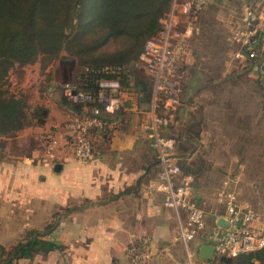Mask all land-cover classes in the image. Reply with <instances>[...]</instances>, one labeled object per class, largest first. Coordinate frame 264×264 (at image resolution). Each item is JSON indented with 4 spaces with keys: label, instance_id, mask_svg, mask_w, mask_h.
Wrapping results in <instances>:
<instances>
[{
    "label": "crops",
    "instance_id": "obj_1",
    "mask_svg": "<svg viewBox=\"0 0 264 264\" xmlns=\"http://www.w3.org/2000/svg\"><path fill=\"white\" fill-rule=\"evenodd\" d=\"M190 51L191 45L175 77L180 104L161 133L178 141L177 161L194 175L190 200L206 211L205 229L188 245L198 264L214 259H201L199 252L222 232L217 221L226 210L219 196L233 191L240 204L253 209L247 193L255 185L246 183V157L248 136L263 113L264 93L256 76L238 61L230 64L235 69L230 77L186 78ZM49 65L50 98L35 104L48 110L44 121L34 119L15 134L0 136V245L10 250L32 230L45 232L55 222L43 238L56 246L10 264H129L127 249L144 238L149 264H186L183 245L176 240V217L157 190L158 151L146 135L152 93L143 94L134 80L136 69L149 77V85L153 75L138 61L132 65L134 87L124 88L121 111L101 113L117 126L93 132V156L79 160L71 149L74 113L62 105L63 80L54 76L63 65ZM51 130L59 144L45 160V135Z\"/></svg>",
    "mask_w": 264,
    "mask_h": 264
},
{
    "label": "built area",
    "instance_id": "obj_2",
    "mask_svg": "<svg viewBox=\"0 0 264 264\" xmlns=\"http://www.w3.org/2000/svg\"><path fill=\"white\" fill-rule=\"evenodd\" d=\"M210 0H172L161 28L148 38L138 55V63L153 75L151 122L146 125L149 146L158 151L159 169L156 172L157 190L163 193V205L174 212L177 223L176 240L184 248L186 264H194L189 243L204 229L206 211L190 200L194 175L184 170L175 156V139L161 133L173 120L180 104L179 89L175 82L178 65L189 53L193 24L197 15ZM240 3L241 17L234 25L227 39L234 50L232 58L248 69L257 78L264 93V3L255 7L248 0H232ZM106 73L115 74L117 68L104 67ZM129 87H123L115 77L101 78L95 82V90L80 85L74 79L59 84L74 101L91 103L88 114L74 116L70 121L71 149L79 160H89L93 156L92 132L103 133L117 126V121L106 119L102 111L122 109L121 94L124 88L134 87L129 75ZM59 136L55 131L45 135V160L54 156ZM219 203L225 206L224 220L227 223L222 232L216 234L212 244L216 256L235 258L242 254L264 248V217L256 213L249 204H240L235 192L220 195ZM129 264H149L151 254L148 241L142 239L138 245L127 249Z\"/></svg>",
    "mask_w": 264,
    "mask_h": 264
},
{
    "label": "trees",
    "instance_id": "obj_3",
    "mask_svg": "<svg viewBox=\"0 0 264 264\" xmlns=\"http://www.w3.org/2000/svg\"><path fill=\"white\" fill-rule=\"evenodd\" d=\"M171 2L0 0V136L13 135L33 124L34 119L41 124L48 111L41 105L30 108L23 94L9 88V76L14 68L38 61L44 69L68 56L78 67V81L86 89L94 91L97 80L109 77L118 78L123 87H129L128 76L134 75L135 69L132 65L137 62L144 42L160 30L161 19ZM107 66L117 68V72L106 73ZM134 76L136 86L148 96L151 85ZM59 89L63 94L62 105L73 116L89 113L91 103L74 101ZM54 225L55 222L47 224L45 232L32 230L29 238L10 250L0 245V264L52 250L56 244L43 235ZM213 260L222 264H264V248L235 258L216 256Z\"/></svg>",
    "mask_w": 264,
    "mask_h": 264
},
{
    "label": "rangeland",
    "instance_id": "obj_4",
    "mask_svg": "<svg viewBox=\"0 0 264 264\" xmlns=\"http://www.w3.org/2000/svg\"><path fill=\"white\" fill-rule=\"evenodd\" d=\"M261 3H264V0H250L253 6L262 5ZM242 8L240 3L232 0H210L192 21L194 30L186 78L198 77L199 81H206V79H218L232 75L235 69L230 64L235 61L232 58L235 47L227 39L241 17ZM58 62L62 63L63 69L54 76L63 81L74 79L78 67L75 66L73 60L68 56H63L55 63L58 65ZM49 66L42 69L40 62L37 61L22 68L16 67L10 73L9 88L23 94L30 108H33L36 102H43L44 99L50 98L49 93L52 91L48 89ZM135 72L137 77L149 84V77L143 71L136 69ZM248 140L250 147H248L249 156L246 157L248 159L246 183L251 182L250 184L255 187L249 191L250 194L247 193V198L252 200L253 209L261 215L264 214V109L258 123L250 132ZM177 142L176 140L175 146ZM195 258L193 255V260ZM197 263L222 264L217 260L210 263L198 260Z\"/></svg>",
    "mask_w": 264,
    "mask_h": 264
},
{
    "label": "water",
    "instance_id": "obj_5",
    "mask_svg": "<svg viewBox=\"0 0 264 264\" xmlns=\"http://www.w3.org/2000/svg\"><path fill=\"white\" fill-rule=\"evenodd\" d=\"M217 224L223 228L227 226V223L223 218H220L217 221ZM199 257L205 260L213 259L214 257H216L213 245L211 244L202 245V247L200 248Z\"/></svg>",
    "mask_w": 264,
    "mask_h": 264
}]
</instances>
